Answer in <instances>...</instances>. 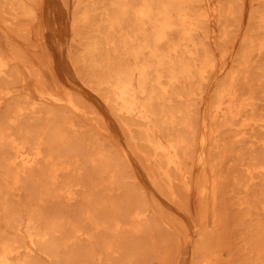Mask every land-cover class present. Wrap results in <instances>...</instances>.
Segmentation results:
<instances>
[{
    "label": "rangeland",
    "instance_id": "1",
    "mask_svg": "<svg viewBox=\"0 0 264 264\" xmlns=\"http://www.w3.org/2000/svg\"><path fill=\"white\" fill-rule=\"evenodd\" d=\"M211 1L212 2L210 4V9L208 8L206 13L211 14L212 8H217L218 12L215 15H212L209 20L206 18H202L200 26L203 32L209 33V35L219 37L221 34L225 33L226 38L222 41L221 40L217 41L216 45L214 43H212V45L207 44L206 45L207 49H206V46L205 48L199 49V52H198V55L200 54L199 56H202V54H204L207 51L210 60H212L211 65L213 66L212 73L210 72L211 71L210 70L208 73V81L205 83V93L202 95L201 98H198V97L196 98L195 96H191L189 98L184 97V99H182L181 101L179 100L174 101L173 99V101L167 107L168 110H173V112L180 110L178 114L175 113L176 121L178 120L177 124L185 120H186L185 122H189L192 125V128L196 130L195 139H197L200 134V126H201L203 117H206L208 119V126H210V113H208L207 108L211 102L210 100H212L213 93L220 87V85L226 82V80L228 79L227 77L228 74H230V76L232 75V73L233 75L235 73H236L235 75L237 76L240 75V79L238 76V80H240L238 81V88L240 89L239 90L240 95L238 98L243 102V104H245L244 106L250 103H254L255 104L254 110H255L256 118L257 119L264 118V117H261V116H264V53H263L264 51L262 49L260 54L257 51V48L259 46L263 45L264 47V23L258 22L259 17L261 15L264 16V13H263L264 12V0H224V1L217 0V2H215V0H211ZM0 2H2L0 3L2 4L0 5V16H2L3 18L2 19L0 17V56L2 59H6L9 62L10 70L11 68L14 69V74L12 70H11L12 74L9 73L10 78L8 80H4V81L0 80L1 81L0 88L2 85H4L3 86L4 88L2 87L0 91L8 88L13 92V94L11 93L12 95H10L9 98L7 97L6 99L2 101V109L0 111L1 113L0 121H2V123L0 122V128L7 130V132L11 134H16L18 130V132H20L21 135H24L25 138L29 137L28 139L30 140H33L31 136H34L37 134L42 135V133L46 129L50 134H52L51 131L52 132L54 131L53 129L55 128H57L58 130L60 129L59 131L63 132L65 135V138H67L66 140L68 144H67L66 149H68L69 152L66 156L67 158L65 159V161L66 163L69 164V169L71 170V172L69 169L67 171H64L63 174H61L58 179L59 182H62L64 180L63 183L67 184V186L65 187H63L62 185L63 183H59V182H58L59 184L58 185L56 184L55 186H45L43 180L40 179L41 177L38 175V173H35L33 175H35V178L37 177V179L33 178L34 180L30 179L29 175L19 176L18 177L19 182L14 184L15 187L13 186L12 190L9 191V187H8L9 185L5 181H3L4 179L8 178L6 177V168L3 169L4 167L0 166V169H1L0 170V198L3 200L1 201L0 199V208L2 209L4 204L7 206V208H3L2 210L0 209V212L2 213L1 218H4L7 213L8 214L5 218H9L10 215H13L11 216V218H14V219H18L20 217L24 218L25 216L26 217L34 216L35 219H38V222H40L39 224L41 226L42 224L43 226L46 224V226L49 225L47 227L51 229V227L54 228V227H57L58 225L57 228H54L51 230H56V233H54V237L56 235L55 240H57V238L61 240V238L65 237L68 234H71L74 227L80 231H82L83 229L82 232L85 231L87 233H90V231L93 230L90 227V225L85 221L83 212L81 213L80 210L82 211L85 210L84 212L88 211L89 215L92 217L96 216L94 218L97 220H101L100 218H103L105 215L106 216L124 215L121 217H125L124 213H125L126 206L132 200H134V203H140V204L145 203L147 206L146 208L155 209L154 212H149V214H147V217L145 221L143 222L145 226L142 224L141 228L139 229V232L133 226H130L128 223H126V221L124 220L123 221L126 226L124 225L125 227L123 228V230L121 229L118 232H114L113 230L111 231L106 230L104 228H98V230L92 231L90 234H86L87 236L82 238L84 239L83 240L84 242L80 241L79 243H77L75 241L76 243L75 244L73 243L72 244L73 246L70 244L71 246L68 245L67 247L68 249L66 248L65 250H61L62 252L61 255H63V253L65 252L64 256H66L67 258L64 256L63 257L61 256L63 261L61 258L59 259V261L61 260L62 262H64L66 261V259H69L67 261H71L73 257L72 260H75L73 262H76V263L79 262L78 264H91L92 262L94 264H99L101 258L103 259L108 258V259H105V261H108L110 256L113 254L111 256L112 259L111 258L110 259L117 262V264H175L176 252H177L179 241H184L185 239L184 242L192 244L193 246L195 245L197 246V244L201 243V236L200 237L193 236L191 233L190 227L191 225H193V223H200L201 221H200L199 215L200 217L202 216L204 208H209V210L211 209L210 212L215 211L216 214L215 212L214 214L212 213L215 217H213L209 223L207 224L202 223L200 226L201 232L199 231V233L206 235V241H205L204 248L201 247L199 248V250L196 249V253L197 251L199 253V258L202 256L199 259V261H202L203 258L209 255L210 259L212 257L213 264H217V263L218 264H242V263L243 264H261V261L264 260V229H263L264 228V222H263L264 221V211H263V208H264V203H263L264 202V187H263L264 186V182H263L264 173L255 175V178L260 177L262 181H260L258 178H257L258 180L255 179L254 183L256 185H253V187H251L250 189L251 192L248 191V193H244L243 192L244 189H242L243 186L241 184L243 183L245 185V183L248 182L246 181L248 178L247 177L248 173L246 172V170L251 171L255 169L256 167L264 166V134L257 131L255 133L254 139H249L246 142L241 141V143L240 142L238 143L236 142V140L232 138L233 133L231 132L232 130H230V128L228 127L226 128L225 126H223L224 128H222L219 126L220 128H218V132H219L220 137L219 136L218 137L220 138L221 146L215 149L223 150L225 148H222V147L225 146L228 149H225L224 152L226 151L227 153L225 152L224 154L223 151H220V150L216 152L217 150L207 145L205 148V152L209 159L207 158L205 169H201V167L196 165L195 159L192 158V157H196L195 156L197 155L196 150L198 151L199 149V147H197L198 145L197 141L192 142L191 144L192 148L190 147L188 149V152H189L188 156L192 158L191 161L193 160L192 162L194 164V166L192 164V167L189 170L190 177H191L190 181L191 183L196 182L199 179L198 177H201V176H203L202 181H204V179L210 181L211 178L217 179V190H218L217 193L218 192L219 193L217 194V200L214 203V205L211 203L212 201H210L209 194L206 193L205 196H202L199 193L197 194L196 187L194 186H193L194 189H192L190 192L184 191L179 181V176L174 171H170L171 174L169 173L171 178L174 176L172 182H175V183H172L173 185H171L170 183H168V181L164 177H161L163 179L160 178L158 171H157L158 160L149 159L151 155L149 153L151 152H149L150 150L138 139V134H136L137 128L132 127L131 128L132 133L128 132V130L126 129L127 127L124 126V124L128 122L126 120H122L118 116H115V114H112V115L110 114L111 112L109 110L110 107L104 99V94H103L104 92L102 90L100 91L96 89L95 85L89 80L90 71L89 69H86L87 66L84 64V62L80 58L81 52L85 45V40L82 38V36L77 35V33H75L76 30L72 29L71 22H70V18L72 16V11L74 7V3H73L74 0H31V1L25 0L27 7L29 8L32 7L31 9L34 10L35 18L28 19L25 17H18L14 21H12V17L17 14V10H15V8L17 7L16 1L0 0ZM28 2L30 4H28ZM235 4H240L242 7L243 5H247L246 10H242L239 17L235 15L236 9L230 7L231 5H235ZM193 6L195 7L194 9L196 10V12L197 10L201 9L199 12L204 13L205 11L204 6L201 3H199V1L198 2L196 1V3H194ZM99 7H101L100 8L101 10L102 8L105 9L104 5L100 4ZM249 15L252 18L251 23H249ZM7 18H8V21L10 20L14 25L11 22H8L6 20ZM9 24H12V25H9ZM247 36H250V37H247ZM241 37L244 39H242ZM77 38L80 40H78ZM248 39H251V40H248ZM245 41L248 42L249 44L246 43ZM243 42H245L244 46H243ZM245 44L246 46L247 44L251 45L250 47H252V49L254 50L251 52L252 55L249 51V48L247 49L245 47ZM239 46L241 47V49H239ZM238 55H240L241 58H236V57H240ZM12 58L14 59L13 61H12ZM79 60H80V63L78 62ZM27 65L29 66V68ZM242 67H243V72L241 70ZM29 69L30 71H28ZM242 73H243V76H242ZM19 74H20V77H19ZM222 75L224 77H222ZM241 76L243 79H241ZM221 80L222 82H220ZM241 81H242V85H241ZM219 83L221 84L219 85ZM6 84H8L9 86L7 87ZM246 89L247 91H245ZM36 90L43 92L44 94H53V95H57L60 97H63L66 94H70L72 97L76 96V98L73 97L74 100L76 99L75 101L76 104L78 105V107L82 105L80 107V112H72L66 107H63V106L57 107V106H52L50 104H47V106L45 104L46 107L42 106L41 108H37V111H35L31 109L30 107L34 102L36 103L39 102L40 97L36 95ZM99 92L101 95L99 94ZM242 95L244 96L242 97ZM7 99H10L12 102L15 101V103L13 102V105L14 104L16 105V106L14 105L15 108L13 107V105L8 106V104H12V103H10L11 102L10 100H8L9 102L8 103ZM35 99H38V100L35 101ZM187 99H190L189 102H187L189 109H187V106L184 103L187 101ZM194 100H195V103H194ZM174 102H176L175 105H174ZM83 103L87 105H84ZM188 103L193 106V109L191 112H190V109L192 108V106H189ZM171 104H172L171 106L172 108L170 107ZM178 105H181L182 107ZM174 106L177 107V109L175 108L176 110L173 108ZM13 108L15 112H17L18 109L24 110V113L21 116L22 119L18 118L17 120L19 123L17 121L15 122L13 121L15 118L14 111H12L13 112L12 114L8 112V110L9 111L11 109L13 110ZM183 108H186V110H188L189 113L187 114L186 113L187 111H184L185 112L184 113ZM32 110L35 112L33 113ZM62 111H63V114H62ZM6 113L7 115H10V116L3 117V115H6ZM191 113H193V115H191ZM1 116L3 117L2 120H1ZM5 117H12V123H10L7 118H6L7 120L6 121L4 119ZM50 118H52L53 121H51ZM56 118H58V121L56 120ZM185 118H187L188 120ZM117 119H120V120H118L117 122ZM189 119H192L193 122ZM4 122H6V124ZM56 122L60 124V126L57 125ZM64 123H66V125H64ZM2 124H4V126ZM235 124H237V126L239 127L241 123L235 122L234 125ZM1 125L3 127H1ZM39 125L41 127L43 126V128L41 129ZM237 126L235 125V127H232V129L233 130L238 129ZM216 127L213 126V128H216ZM13 129H15V133ZM164 129H165L163 130L164 132L170 133V134L172 133L175 134L179 130L177 125L174 127L167 126ZM226 130L227 132H225ZM91 131L93 132V134ZM207 132H205V134L206 136L207 134L209 136L210 133L209 131ZM228 136L231 138H229ZM94 138H96V140ZM250 142L252 145L249 144ZM126 143L128 144L126 145ZM130 146L131 147L134 146L133 147L134 152H132L133 148H130L129 150L128 147ZM55 147L56 145H54V148ZM82 147H85V148H82ZM79 148H81L83 152H81ZM144 148H147V149L145 150ZM77 150H78V153H76ZM126 151L129 152L128 155L125 154ZM221 152L222 154H220ZM79 153H81V155ZM92 154H94L95 156ZM103 154H105V156ZM218 154H220V156ZM132 155H134L133 156L134 159L132 158ZM213 155H216L218 157L215 159ZM53 156L56 157V153H54ZM78 157L80 160L78 159ZM119 157H121L120 160H117ZM94 158L95 159L97 158V159L95 160ZM218 158L219 160L221 159L223 161L222 162L221 160L219 161ZM93 160L94 162H91ZM215 160L216 161L218 160L219 162L218 161L217 162L219 164L215 162ZM103 161H106L107 163L111 164V166H115V171L117 173V176L119 177L118 180H114V181L110 180L107 177L109 175L106 176V174L103 175L105 178L103 176L101 177L95 176V173L93 174V172L96 171V167ZM253 161L255 162L256 166H254ZM78 163H79V166H78ZM216 163L217 165H215ZM260 164H263V165H260ZM70 165L72 166L70 167ZM88 167H91V168H88ZM149 167H151L152 170L151 168L149 169ZM212 167H215L217 170L214 168L212 169ZM13 169H10L12 171V178L14 174ZM145 170H146V173L144 172ZM152 171H155V172H152ZM216 171L219 174H217ZM148 173L150 176L148 175ZM208 173H210V175H208ZM93 175L97 179H95ZM121 175H123V177H121ZM90 176H93V177H90ZM224 178H225V181H224ZM103 179H106L105 180L106 182H104ZM218 180L221 182H219ZM39 181H41L42 184ZM98 181H99V185H98ZM112 182H114L115 188L112 187L113 186ZM162 183L164 184L166 183L167 185L162 186L163 185ZM258 183L260 184L263 183V186H261ZM117 184L118 186H116ZM12 185H13V180H12ZM100 185L104 187H101ZM106 186L109 187L108 192L106 190L107 188ZM167 186L169 187L168 189L172 187L171 188L172 190L171 189L167 190L166 188ZM72 187L76 190H74ZM69 189H71V191L74 190V192L72 191L73 196H74V197L72 196L73 199L66 198V191H69ZM3 191H5L6 193ZM110 192L112 193V195ZM14 193L17 194L19 198ZM128 193L130 195H126ZM136 194L138 197L136 196ZM5 196L9 198L10 200L5 198ZM9 196H11V198ZM133 196L134 198H132ZM139 196H141L142 198ZM87 197H89V199H87ZM108 198H110V200ZM128 199L129 200L132 199V200L128 201ZM69 200H72V201L68 202ZM89 200H92V201H89ZM218 200L219 202H217ZM10 205H11V208L9 207ZM115 206H117L118 208H116ZM9 209H11L12 211H10ZM26 210L27 211L30 210V212L28 211V213L24 214ZM97 210H99V212ZM9 211L13 213L10 214ZM80 215L83 216V219L82 217H80ZM57 218H59L58 220L59 223L54 225V223L57 222ZM51 219L52 220L54 219V222H52ZM46 220H48L49 222L43 223ZM51 222L53 223V225ZM63 222H65V225L63 224ZM2 223H3V219H0V233H1L0 238H4V237L7 238L8 236L7 234L11 233V229L9 227L5 228L4 223L3 225ZM60 223L64 225L65 227H63ZM59 225H60V229H58ZM217 226H219V228ZM61 228H62V231H61ZM65 228H66L67 233L63 231V229L65 230ZM88 228L90 229V231ZM130 229L132 232L130 231ZM57 232L60 233L61 236ZM107 232H109V235L112 233L114 236L111 235L110 237L109 235H106L108 234ZM62 233H64L65 236ZM217 233L218 235L216 236ZM90 236H91L90 242L86 241V239L88 240ZM105 236L106 238H104ZM213 236L214 238H212ZM99 237H100V240L103 238L101 240V243L102 241L106 240L103 243V245H105L106 243V246L108 245L109 247L111 246L110 250L107 251L109 255L111 254L110 256L107 254L106 250H104V248L102 247V244L98 241ZM108 237L110 239H108ZM12 238H14L13 230H12ZM254 239L257 241L259 240L260 241L257 242ZM60 240H57V241L59 242ZM113 240L117 241L116 244L118 242L119 243L116 245L115 241L113 242ZM50 241H54V238L52 237ZM111 242L115 245L111 244ZM86 244L87 246L84 249L83 246H85ZM74 245L75 246L78 245V246L75 247ZM92 246L93 247L96 246L97 248L94 249L92 248ZM113 246L114 248L117 247L116 248L117 251L116 250L115 252L113 251L114 250ZM118 246L120 249L118 248ZM257 246L259 247L257 248ZM77 247L78 248L81 247L83 250L80 248L81 250L79 249L80 250L79 251ZM87 247L90 248L88 252L93 251L95 254H99L97 258H96L97 255H95L96 260L87 261L85 256H84L85 261L82 260L83 258L82 254L83 252H86ZM69 248L70 249L72 248V250L74 249V251L72 252V250H69ZM256 248L258 249V251ZM98 249L100 251L99 253H98ZM77 250H78L79 255L77 254ZM101 251L103 252V256L105 255L106 257H102V255H100ZM66 252H69V253H66ZM73 253H75V256L77 257L73 256L74 255ZM131 255L133 257H131ZM79 257H80V260L82 261H79ZM123 257L126 260H124ZM129 257L131 259H129ZM33 258L30 259V262L32 261V264L33 263L46 264L41 259H38L36 257H33ZM35 259H37V261ZM57 261H55L56 263L54 262V264H58V263L61 264V262L59 261L57 262ZM83 262H86V263H83Z\"/></svg>",
    "mask_w": 264,
    "mask_h": 264
},
{
    "label": "bare ground",
    "instance_id": "2",
    "mask_svg": "<svg viewBox=\"0 0 264 264\" xmlns=\"http://www.w3.org/2000/svg\"><path fill=\"white\" fill-rule=\"evenodd\" d=\"M14 1H16V3H17V7L15 6L16 7L15 10H17V14L12 17V21L16 20L18 17H25L28 19H34L35 18L34 10L31 9L32 7L31 8L27 7L25 0H14ZM196 1L197 2L199 1V3H201L204 6V9H205L204 13L199 12L201 9L197 10V12H196V10L194 9L195 8L194 6L191 8L181 7V5H193L194 3H196ZM211 2H212L211 0H74V2H73L74 7H73V11H72V16L70 18V22H71L72 29L76 30L75 33H77V35L82 36V38L85 40V45H84L83 50L81 52L80 58L84 62V64L87 66L86 69H89V71H90L89 72V80L95 85L96 89H98L100 91L102 90L104 92L103 93L104 99L110 107L109 108V110L111 111L110 114L111 115L115 114V116H118L122 120H126L128 123L124 124V126L127 127L126 129L128 130V132L132 133V130H131L132 127L137 128L136 134H138V139L150 150V151L149 150L148 151L151 152V153H149V154H151L149 159H155V160L157 159L158 160L157 171H158L160 178L164 177L168 181V183L173 185L172 183H175V182H172L174 176L171 178L169 173L171 174L170 171H174L178 174L179 181H180L184 191L190 192L192 189H194V187H196L197 194L199 193L202 196H205L206 193L209 194L210 201H212L211 203L214 205V203L217 200V194L219 193V192L217 193V191H218L217 190V179L211 178L210 181L205 180V179H204V181H202L203 176H201V177H198L199 179L196 182L191 183V181H190L191 177H190V171H189L190 168L192 167V164H193V162H192L193 160L191 161V159L194 158L195 164L198 165L199 167H201V169H205V165H206L207 158H208V156L205 152L206 146L209 145L211 148H214V149L221 146L218 128H220V127L224 128L223 126H225L226 128L228 127V128H230V130H232L231 131L233 133L232 138L234 140H236V142H238V143L239 142L241 143V141L246 142L249 139H254L255 133L257 131L264 134V118H260V117H259L260 119L256 118V114H255V110H254L255 109L254 103H250V104H247L246 106H244L245 104H243V102L238 98L240 95L239 94L240 89L238 88V81H240V80H238V76L240 79V75L237 76V75H235L236 73L234 75L232 73L231 76H230V74H228L230 77L227 75L228 79L226 80V82L223 83L222 85H220L221 83H219L220 87L215 92L213 91L214 93L212 95V100H210L211 102L207 108L208 113H210V126H208V119L206 117H203L202 123L200 126V134H199L197 139H195V135H196L195 131L196 130H194L192 128V125L189 122H185L186 121L185 120V121L179 122L177 124L178 120L176 121L175 113L178 114L180 112V110L173 112V110L167 109V107L173 101V99H174V101L175 100L181 101L182 99H184V97L189 98L191 96H195L196 98L197 97L201 98L202 95L205 93V83L208 81V73L210 70H211L210 72L212 73L213 66L211 65L212 60H210L207 51L204 54H202V56H199L200 55V54L198 55L199 49L205 48V46L207 44L212 45V43H214L216 45L217 41H219V40L222 41L226 38L225 33L221 34L219 37L209 35V33L203 32V30L200 26L202 18H206L209 20L212 15H215L218 12L217 8H212L211 14L206 13L208 8L210 9ZM215 2H217V0H215ZM0 3H2V2H0ZM6 4H7V2H6ZM28 4H30V3L28 2ZM100 4L104 5L105 9H103L104 7L102 6L103 8L101 10L100 9L101 7H99ZM0 5H2V4H0ZM165 6H167V7H165ZM222 7H223V5H222ZM224 13H225V11H224ZM0 17L2 18V16H0ZM6 20L8 21V18ZM8 22H11V21L9 20ZM258 22L264 23V16L261 15L259 17ZM12 24H9V25H12ZM6 27H8V26H6ZM4 28H5V26H4ZM247 37H250V36H247ZM242 39H244V38H242ZM78 40H80V39H78ZM248 40H251V39H248ZM245 42H243V46H244ZM246 43H248V42H246ZM248 44H247V46L245 44V47L247 49L249 48V51L251 53L254 50L252 49V47H250L251 45H248ZM206 49H207V46H206ZM239 49H241L240 46H239ZM243 49H244V47H243ZM262 49L264 51L263 45H261L257 48V51L259 54H260ZM225 50H226V48H225ZM239 51H241V50H239ZM200 53H201V51H200ZM251 55H252V53H251ZM238 56H240V55H238ZM236 58H241V56L236 57ZM10 59H11V57H10ZM13 60L14 59L12 58V61ZM245 61H246V59H245ZM76 62H77V60H76ZM78 62L80 63V60ZM30 67H32V66H30ZM79 67H80V65H79ZM28 68H29V66H28ZM11 70L14 74V69L11 68ZM11 70L9 67V62L6 59H2L0 56V80L1 81L8 80L10 78L9 73L12 74ZM31 70H32V68H31ZM241 70L243 72V67ZM28 71H30V69ZM234 72H235V70H234ZM239 72H238V74H239ZM242 76H243V73H242ZM242 76H241V79H243ZM19 77H20V74H19ZM222 77H224V76L222 75ZM12 81H13V79H12ZM220 82H222V80ZM8 84H6L7 87L9 86ZM10 85H11V83H10ZM241 85H242V81H241ZM3 86L4 85H2L1 88ZM212 87H213V85H212ZM214 90H215V88H214ZM245 91H247V89ZM11 93L13 94V92L8 88L0 91V111L2 109V101L4 99H6L7 97L9 98L10 95H12ZM99 94H100V92H99ZM36 95L38 97H40V99H39L40 103L34 102L30 107L31 109H33L35 111H37V108H41L42 106L46 107L47 104H50L52 106H57V107L58 106L66 107L72 112H80V107L82 106L81 105L80 107H78V105L75 102L76 99L74 100V98H76V96L75 97L73 96L74 97L73 98L70 94H66L63 97H60V96L53 95V94H44L43 92L36 90ZM243 96L244 95H242V97ZM18 98H19V96H18ZM8 100H10V99H7V102H8ZM14 100H15V98H14ZM36 100H38V99H35V101ZM189 100L190 99H187V101L184 102L187 106V109H189L188 105H187V102H189ZM13 102L15 103V101H13ZM13 102L12 101L10 102L12 104H8L9 103L8 102L7 103L8 106L13 105ZM78 103H80V102H78ZM175 103L176 102H174V105H175ZM194 103H195V100H194ZM45 104H46V106H45ZM14 105H13V107H14ZM84 105H87V104H84ZM103 105H105V104H103ZM171 106H172V104L170 105V107ZM176 106H174L173 108L177 109ZM178 106L182 107L181 105H178ZM189 106H192V105L189 104ZM14 108H13V110L12 109L10 111L8 110V112H10L12 114L13 113L12 111H14ZM183 109H184L183 112L187 111L186 113L187 114L189 113V111L186 110V108H183ZM192 109H193V106L190 109V112L192 111ZM4 111H6V110H4ZM35 111H33V113ZM63 111H62V114H63ZM87 112H89V111H87ZM23 113H24L23 109H18L17 112L14 111L15 118L13 121L15 122L18 120V118H21ZM52 113H53V111H52ZM90 114H92V113H90ZM191 115H193V113H191ZM4 116H10V115H7V113H6V115H3V117ZM3 117L1 116V120ZM50 117H51V115H50ZM59 117H61V116H59ZM261 117H264V116H261ZM6 118L9 120L10 123H12V117H5L4 119L6 120ZM50 119H51V121H53L52 118H50ZM185 119H187V118H185ZM56 120L58 121V118H56ZM60 120H61V118H60ZM118 120H120V119H117V122H118ZM189 120L192 121V119H189ZM0 122L2 123V121H0ZM235 122H237V123L240 122L241 124L239 127L237 126V124H235L238 127V129L233 130L232 127H235V125H234ZM4 123L6 124V122H4ZM56 124L60 126V124H58L57 122H56ZM61 124H62V122H61ZM2 125L4 126V124H2ZM2 125H1V127H3ZM64 125H66V123H64ZM176 125L178 126L179 130L175 134L174 133L170 134V133H166L163 131V130H165L164 128L167 126L174 127ZM216 125H217V127H216ZM213 126L216 128H213ZM39 127H41V126L39 125ZM25 128H26V126H25ZM42 128H43V126L41 127V129ZM13 130L15 133V129H13ZM53 130H54L53 132L51 131L52 134H50L46 129L42 133V135L37 134V135L31 136V138L33 140H30V139H28L29 137L25 138L24 135H21V133L18 132V130H17L16 134H11V133L7 132V130L0 128V166L4 167L3 169L6 168V177H8V178L4 179L3 181H5L9 185L8 186L9 191L12 190L14 184L19 182L18 177L21 175H29L30 179H33V178L37 179V177L35 178V175H33V174L38 173V175L41 177L40 179L43 180L45 186H55L56 184L58 185L59 183L64 182V180L62 182H59L58 179H59L60 175L63 174L64 171H67L69 169V164L66 163V161H65V159L67 158L66 156L69 152V150L66 149L68 142L66 140L67 138H65L64 133L59 131L60 129L58 130L57 128H55ZM62 130H63V128H62ZM174 130H176V129H174ZM219 130H221V129H219ZM207 131H209V133H210L209 136H208V134H207V136L205 134V132H207ZM68 132H69V130H68ZM81 132H82V130H81ZM225 132H227V130ZM92 134H93V132H92ZM134 135H132V136H134ZM127 136H128V134H127ZM209 137H210V139H209ZM229 138H231V137H229ZM94 139L96 140V138H94ZM226 140H227V138H226ZM195 141H197V144H198L197 147H199V149H198V151L196 150V152H197V155H195L196 157H192V155H191L192 158H190V156H188L189 155L188 149L192 146L191 145L192 142H195ZM69 143H71V142H69ZM225 143H227V142H225ZM75 144H77V143H75ZM127 144L128 143H126V145ZM249 144H251V142ZM54 145H56L55 148H54ZM129 145H131V144H129ZM137 146H139V145H137ZM133 147L130 146L128 148L130 150V148H133ZM82 148H85V147H82ZM147 148H144V149L146 150ZM222 148L228 149L225 146H223ZM79 149L81 150V152H83L81 148H79ZM225 149H223V150L215 149V150H217L216 152H218V150L223 151V153L225 154V152H226V151L224 152ZM73 150H75V149H73ZM132 152H134V148H133ZM193 152H192V154H193ZM54 153H56V157L53 156ZM76 153H78V150ZM135 153H136V151H135ZM210 153H211V151H210ZM79 154L81 155V153H79ZM125 154L128 155L129 152L126 151ZM220 154H222V152ZM220 154H218V155L220 156ZM84 155H86V154H84ZM92 155H94V154H92ZM103 155L105 156V154H103ZM133 156L134 155H132V158L134 159ZM213 156L215 159L218 157L216 155H213ZM147 157H148V155H147ZM120 158L121 157H119L117 160H120ZM222 158H224V157H222ZM78 159H79V157H78ZM88 160H90V159H88ZM88 160H87V162H88ZM218 160H219V158H218ZM141 161H143V160H141ZM217 161L215 160V162H217ZM222 161L223 160H221V162ZM85 162H86V160H85ZM91 162H94V160ZM210 162H211V160H210ZM258 162H260V161H258ZM114 163H115V161H114ZM122 163H124V162H122ZM139 163H141V162H139ZM188 163H189V165H188ZM217 163L215 165H217ZM95 164H97V163H95ZM207 164H209V163H207ZM72 165H74V164H72ZM72 165H70V167ZM260 165H263V164H260ZM78 166H79V163H78ZM193 166H194V164H193ZM254 166H256L255 162H254ZM91 167H88V168H91ZM150 168L151 167H149V169ZM213 168L216 169L215 167H212V169ZM249 168H250V166H249ZM10 169L14 170L13 178H12V171ZM206 169H208V168H206ZM262 169H264V166L256 167L255 169H253L251 171L246 170V172L248 173L247 174L248 178L246 181H248V182L245 183V185L241 182L242 183L241 185L243 186L242 189H244L243 190L244 193H248V191L251 192L250 191L251 187H253V185H256L254 183L255 179L258 178L260 181H262L260 179V177L255 178L256 174L264 173V171H262ZM91 170H90V172H91ZM151 170H152V168H151ZM70 172H71V170H70ZM79 172H81V171H79ZM144 172L146 173V170ZM152 172H155V171H152ZM202 172H204V171H202ZM208 172H209V170H208ZM3 173H4V171H3ZM94 173H95V176H98V177H101L104 174H106V176L109 175L107 177L113 181L118 180V178H119L117 176L116 171H115V166H111V164L107 163L106 161H103L102 163H100L96 167V171H94L93 174ZM216 173H217V171H216ZM199 174H201V173H199ZM217 174H219V173H217ZM148 175H149V173H148ZM208 175H210V173H208ZM93 176H90V177H93ZM95 176H94V178H95ZM121 177H123V175H121ZM212 177H214V176H212ZM23 178H25V177H23ZM95 179H97V178H95ZM161 179H163V178H161ZM12 180H13V185H12ZM105 180L106 179H103L104 182H106ZM123 180H125V179H123ZM224 181H225V178H224ZM39 182L41 183V181H39ZM219 182H221V181H219ZM6 183H5V185H6ZM112 183H113L112 187H114L115 184H114V182H112ZM116 183H117V181H116ZM162 184H163L162 186L167 185L166 183L165 184L162 183ZM237 184H238V182H237ZM258 184H260V183H258ZM2 185H1V187H2ZM62 185H63V187L67 186V184H64V183ZM98 185H99V181H98ZM260 185L263 186V183ZM33 186H34V184H33ZM77 186H79V185H77ZM93 186H95V185H93ZM108 186H109V184H108ZM116 186H118V184ZM101 187H104V186H101ZM107 188H106V190L108 192L109 187H107ZM166 188H167V190H170L172 187L170 189H168L169 187L167 186ZM49 189H50V187H49ZM47 190H46V192H47ZM74 190H76V189H74ZM74 190H72V191L74 192ZM72 191H71V189H69V191H66V198L73 199L74 196H73ZM3 192H5V191H3ZM110 193H108V194H110ZM15 195H17V194H15ZM111 195H112V193H111ZM126 195H130V194L128 193ZM55 196H53V197H55ZM106 196H108V195H106ZM136 196H137V194H136ZM9 197L11 198V196H9ZM63 197H65V196H63ZM139 197H141V196H139ZM5 198H7V197L5 196ZM18 198H19V196H18ZM128 198H129V196H128ZM132 198H134V196ZM7 199H9V198H7ZM87 199H89V197H87ZM108 199L110 200V198H108ZM131 200L132 199H130V200L128 199V201H131ZM1 201H3V200L1 199ZM40 201H42V200H40ZM70 201H72V200H69L68 202H70ZM89 201H92V200H89ZM140 201H141V199H140ZM246 201H248V200H246ZM131 202H130L131 204L129 203L130 205L128 204L129 206L126 204L128 206V208H127V206L125 208V213H124L125 217H121L124 215H112V216H106L105 215L106 217L104 216L103 218H100L101 220H97L94 218L96 216H94V217L90 216L88 211L84 212L85 210L84 211L80 210V212L81 213L83 212V215L85 217V221L93 229L92 231L98 230V228H104L106 230H110V231L113 230L114 232H118L121 229L123 230V228L126 226L124 223V221H126V223H128L130 226H133L139 232V229L141 228L143 222L145 221L147 214H149V212H154L155 209L154 208H150V209L146 208L147 206L145 203L144 204L134 203V200H132ZM217 202H219V200ZM2 204H4V203H2ZM9 207L11 208V205ZM29 207H30V205H29ZM115 207L118 208L117 206H115ZM3 208H7V206L4 204ZM80 209H82V208H80ZM9 210L12 211L11 209H9ZM117 210H119V209H117ZM210 210H209V208H204L202 216L200 217V215H199L201 222L200 223H193V225H191V227H190V230H191V233L193 236H199V237L201 236V243H199V244L196 243L197 246L196 245L193 246L192 244L184 242L185 239H184V241H179L177 252H176L175 264H199V263L200 264H213L212 263V257L210 259L209 255L208 256L206 255L207 257L203 258L202 261H199V259L202 256L199 258L198 251H197L198 254L196 253V249L199 250V248H201V247L204 248L205 241H206V235L199 233L201 224L202 223L207 224L210 222V220L213 217H215L213 215L215 211L210 212ZM5 211H6V209H5ZM28 211L30 212V210H28ZM28 211L26 210V212L24 214L28 213ZM97 211L99 212V210H97ZM251 211H252V209H251ZM263 211H264V208H263ZM248 212H249V210H248ZM12 213L13 212H10V214H12ZM37 213H39V212H37ZM1 214L2 213L0 212V219H3V223L5 225V228L9 227L11 229V233L7 234L8 235L7 238L6 237L0 238V264H32V261L30 262V259H32L33 257L41 259L46 264H54L55 261H57V260L59 261L61 256L62 257L64 256L65 252L63 253V255H61V253H62L61 250H65L68 247V245H70V244L72 245L73 243L75 244L76 242L79 243L80 241L84 242L83 241L84 239H82V238L87 236L86 234H90L92 232L88 228L90 233H87L85 231H84L85 232L84 233V232H82L83 229H82V231H80L74 227L71 234H68L65 236V234L62 233V234H64L65 237L61 238V240L59 238H57V240H60L58 242L57 240H55L56 235L54 237V233H56V230H51V229L57 228L58 225H57V227H54V228L51 227V229H50L49 227H47L49 225L46 226V224H45L43 226V224H42V226H41L39 224L40 222H38V219H35L34 216L33 217H28V216L26 217L25 216L24 218L20 217L18 219H14V218H11V216H13V215H10L9 218H5L8 213L6 214V216L4 218H1ZM215 214H216V212H215ZM35 216H37V215H35ZM80 217H82V219H83V216L80 215ZM45 219H47V218H45ZM45 219H43V220H45ZM58 220H59V218H57V222L54 223V225L59 223ZM51 221L54 222V219L53 220L51 219ZM47 222H49V221L46 220L43 223H47ZM3 223H2V225H3ZM216 223H218V222H216ZM63 224L65 225V222H63ZM52 225H53V223H52ZM64 225H62V226L65 227ZM89 225H88V227H89ZM257 226H259V225H257ZM214 227H215V225H214ZM217 227L219 228V226H217ZM259 227H261V226H259ZM62 228H61V231H62ZM78 228H79V226H78ZM211 228H212V226H211ZM58 229H60V225H59ZM142 229H143V227H142ZM183 229H184V227H183ZM12 230H13L14 238H12ZM207 230H209V229H207ZM63 231L66 232V228H65V230L63 229ZM130 231H131V229H130ZM214 231H215V229H214ZM204 232H206V231H204ZM100 233H101V231H100ZM107 233L108 234H106V233L105 234L109 235V232H107ZM58 234H60V233H58ZM95 234H97V233H95ZM135 234H137V233H135ZM111 235H113V234L111 233L109 236L111 237ZM212 235H213V233H212ZM217 235H218V233L216 234V236ZM60 236H61V234H60ZM209 236H211V235H209ZM50 237L51 238L53 237L54 241H50V239H51ZM97 237H98V235H97ZM86 238H88V237H86ZM104 238H106V236ZM212 238H214V236ZM108 239H110V238L108 237ZM90 240H91V236L88 238V240L86 239V241H88V242H90ZM101 240L99 237L98 241L100 243H101ZM262 240H263V238H262ZM105 241H102L101 244H102V247L104 248V250H106V252H107L108 250H110L111 246L110 247H109V245L106 246V243H105V245H103V243ZM114 241L116 244L117 241L113 240V242ZM197 241H199V240H197ZM255 241H257V240H255ZM259 241H257V242H259ZM109 243H107V244H109ZM92 244H94V243H92ZM96 244H97V242H96ZM111 244H113V243L111 242ZM115 244H113V245H115ZM78 245H76V246H78ZM88 245H90V244H88ZM86 246H87V244L85 246H83V248L85 249ZM93 246H92V248H94V249L97 248L96 246L95 247H93ZM99 247H101V246H99ZM258 247L259 246H257V248ZM80 248H78V250ZM113 248H114V246H113ZM116 248L117 247L114 248V250H113L114 252H115ZM118 248H119V246H118ZM69 250H72V248L71 249L69 248ZM78 250H77V254H78ZM88 250H90L89 247H87L86 252H83L82 255H83L84 259L82 258V260L85 261V257H86L87 261L96 260L95 255H97L96 256V258H97L99 256V254H95L93 251L88 252ZM73 251H74V249L72 250V252ZM201 251H203V250H201ZM257 251H258V249H257ZM99 252L100 251L98 249V253ZM66 253H69V252H66ZM81 253H80V255H81ZM73 254H74L73 256H75V253H73ZM107 254H108V252H107ZM100 255H102V257H106L105 255L103 256L102 251H101ZM116 255H117V253H116ZM111 256H110V258L112 259ZM64 257H66V256H64ZM75 257H77V256H75ZM80 257H79V261H82V260H80ZM131 257H133V256L131 255ZM72 259H73V257H72ZM72 259H71V261H75ZM105 259H108V258H105ZM123 259H124V257H123ZM129 259H131V258L129 257ZM35 260L37 261V259H35ZM64 260H65V258H64ZM67 260H69V259H66V261ZM124 260H126V259H124ZM62 261H63V259H62ZM62 261L60 260L59 262H62ZM33 262H35V261H33ZM86 262H83V263H86ZM122 262H124V261H122ZM78 263H76V264H78ZM33 264H35V263H33Z\"/></svg>",
    "mask_w": 264,
    "mask_h": 264
},
{
    "label": "snow or ice",
    "instance_id": "3",
    "mask_svg": "<svg viewBox=\"0 0 264 264\" xmlns=\"http://www.w3.org/2000/svg\"><path fill=\"white\" fill-rule=\"evenodd\" d=\"M167 7V6H165ZM181 7L183 8H191L193 7V5H181ZM230 7L236 9V13L235 15L237 17L240 16L241 14V11L242 10H246L247 8V5H243V7L240 5V4H235V5H231ZM249 23H251V16L249 15ZM262 171H264V169H262ZM61 264H76V262H73V261H64V262H61ZM99 264H117V262L109 259L108 261H105L103 258H101ZM261 264H264V260L261 261Z\"/></svg>",
    "mask_w": 264,
    "mask_h": 264
}]
</instances>
